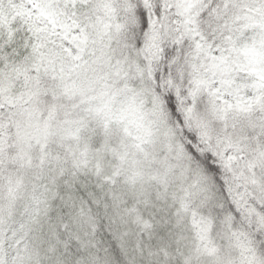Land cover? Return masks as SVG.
I'll return each instance as SVG.
<instances>
[{"label": "snow or ice", "instance_id": "6c2138e0", "mask_svg": "<svg viewBox=\"0 0 264 264\" xmlns=\"http://www.w3.org/2000/svg\"><path fill=\"white\" fill-rule=\"evenodd\" d=\"M0 264H264V0H0Z\"/></svg>", "mask_w": 264, "mask_h": 264}]
</instances>
